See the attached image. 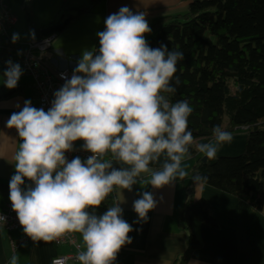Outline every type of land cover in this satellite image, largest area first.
<instances>
[{
    "label": "clouds",
    "instance_id": "1",
    "mask_svg": "<svg viewBox=\"0 0 264 264\" xmlns=\"http://www.w3.org/2000/svg\"><path fill=\"white\" fill-rule=\"evenodd\" d=\"M105 24L97 33L99 54L84 52L71 78L55 92L49 110L25 101L7 121L22 141L14 155L16 174L9 183V198L24 233L46 243L80 234V264H115L121 249L132 243L133 228L120 207L123 190L132 191L138 179L144 183L148 178L158 189L183 181L188 172L182 163L191 157L194 142L189 130L193 108L186 100L168 99L176 92L172 80L184 54L169 51L167 45L149 46L145 34L152 30L143 12L124 6ZM18 40L14 34L13 43ZM4 74L6 86L13 89L23 72L8 61ZM213 136L214 142L196 145L210 160L220 145L233 139L221 126L213 128ZM79 140L92 155L69 162L66 153ZM161 157L160 168L150 166L160 164ZM112 161L125 167L117 169ZM25 178L34 185L27 190ZM192 180L197 188L207 183L200 175ZM112 193H117L112 206L103 215L93 214ZM156 205L145 191L134 201V210L146 222ZM17 260L13 256L10 264Z\"/></svg>",
    "mask_w": 264,
    "mask_h": 264
},
{
    "label": "crops",
    "instance_id": "2",
    "mask_svg": "<svg viewBox=\"0 0 264 264\" xmlns=\"http://www.w3.org/2000/svg\"><path fill=\"white\" fill-rule=\"evenodd\" d=\"M95 0H5L14 10L17 25L10 30L9 40H0V65L7 70L8 61L18 64L26 52L27 43H13L12 36L29 34L43 28L54 26V21L61 14H68L73 9L88 6ZM98 5L90 15L74 22L62 34L57 35L49 52L53 70L74 69L82 59L85 51L95 53L100 47L98 32L106 29L105 20L113 13H118L121 7L127 6L133 13L143 12L151 26L156 20L167 16L184 13L187 3L181 0H97ZM17 10H24L27 24H21ZM30 14V16H29ZM27 18L29 22H27ZM19 27V30H16ZM15 30V32H14ZM14 32V33H13ZM7 46L3 51L1 48ZM20 46H25L21 49ZM5 71L0 68L3 84L7 93L17 91V94L0 101V183L9 184L16 174L14 155L22 142L14 128L7 127L10 116L19 112L25 101H31L38 108L36 94L31 88V80L23 74L17 87L9 89L5 81ZM246 129H240L230 143L219 152L218 157H237L244 153L246 147ZM150 165L153 168L162 166ZM196 161L186 159L182 167L188 172L183 180L177 179L172 185L155 188L147 182L133 185L132 191L123 190L122 217L133 228L129 233L132 243L126 244L119 252L123 264H176L180 260L184 264H264V207L258 212L247 203L230 195L202 185L197 188L192 180ZM147 191L154 196L156 207L149 211L147 221L140 220L134 210V201L142 198ZM115 198L117 193H113ZM192 196L193 200H204L211 208L218 223L217 229L202 224L195 225V233L202 247L189 258L186 256L188 236L178 231L176 216L182 208L185 198ZM8 197L0 193V211H4ZM76 239L84 250L82 237L76 233ZM24 236L22 230L8 232L0 228V264H10L11 258H18L17 264H51L61 255L69 254V246L58 247L53 242L31 241L26 246L13 251L11 243Z\"/></svg>",
    "mask_w": 264,
    "mask_h": 264
},
{
    "label": "trees",
    "instance_id": "3",
    "mask_svg": "<svg viewBox=\"0 0 264 264\" xmlns=\"http://www.w3.org/2000/svg\"><path fill=\"white\" fill-rule=\"evenodd\" d=\"M184 13L156 20L145 38L152 48L167 45L180 51L184 59L177 64L172 80L176 88L169 94L171 103L186 100L193 108L189 130L194 142L191 157L196 161L192 176L207 177L204 185L230 195L258 212L264 207V0H181ZM99 1L71 10L61 17L56 36L71 24L90 15ZM43 28L30 40L42 39ZM3 57V56H0ZM179 79V84L176 83ZM31 86V85H30ZM34 92V91H33ZM17 94L0 90V101ZM221 126L235 136L246 129V147L237 157H218L226 143L219 146L216 158L208 159L196 145L214 142L213 128ZM113 167H125L112 161ZM0 193L9 198V184L0 183ZM114 194L93 214L103 215L112 206ZM177 229L187 234L186 256L202 247L195 225L212 229L218 223L206 201L185 198L176 216ZM176 264H184L182 260Z\"/></svg>",
    "mask_w": 264,
    "mask_h": 264
},
{
    "label": "built area",
    "instance_id": "4",
    "mask_svg": "<svg viewBox=\"0 0 264 264\" xmlns=\"http://www.w3.org/2000/svg\"><path fill=\"white\" fill-rule=\"evenodd\" d=\"M17 25V17L14 10L5 2L0 0V40H9V33ZM55 34H50L42 39L30 40L27 44L26 52L19 59L23 75L31 80V88L36 94L38 107L43 108L45 111L49 110L52 106V101L55 99V92L62 88L67 79H70L74 71L71 69L53 70L49 56L52 49L53 41L56 39ZM3 51L8 47L5 45L1 48ZM99 54V47L95 50L94 55ZM8 68V66H7ZM34 107V104L31 103ZM92 153L84 149V141L79 140L74 142V150L66 153V158L70 162L76 157H80L82 161H86ZM32 185V182L25 178L24 188ZM34 186V185H32ZM115 197V195H114ZM0 216H4L6 220L0 221V228L13 232L22 230L23 227L19 223L17 213L13 211L10 198L6 204L4 211L0 212ZM24 232V231H23ZM33 241L29 236L24 233V236L12 242L11 247L13 251L20 249ZM58 246H69L72 251L69 254L61 255L55 258L51 264H80L77 259L79 251H82L81 245L78 243L75 234H69L59 241H53ZM115 264H123L122 255L119 253Z\"/></svg>",
    "mask_w": 264,
    "mask_h": 264
},
{
    "label": "rangeland",
    "instance_id": "5",
    "mask_svg": "<svg viewBox=\"0 0 264 264\" xmlns=\"http://www.w3.org/2000/svg\"><path fill=\"white\" fill-rule=\"evenodd\" d=\"M17 14L20 16V19H21V24H27L26 23V20H25V17H27L26 16V14H25V11L24 10H17ZM64 14H61L55 21H54V24H58L59 22H60V19H61V17L63 16ZM29 16H30V14H29ZM27 22L28 23H31V21L29 22V20H28V18H27ZM32 24V23H31ZM54 26H56V25H54ZM16 30H19V27L16 29ZM14 32H15V30H14ZM13 32V33H14ZM13 37V36H12ZM30 41V35L29 34H22V35H20L19 36V40L17 41L18 43L19 42H21V44L22 45H25V43H27L28 44V42ZM21 47V49H25V46H20ZM0 68L3 70V72L5 71V67L3 66V65H0ZM2 80H3V78H2V76H0V85L1 84H3V82H2ZM30 80V79H29ZM1 87V86H0Z\"/></svg>",
    "mask_w": 264,
    "mask_h": 264
},
{
    "label": "water",
    "instance_id": "6",
    "mask_svg": "<svg viewBox=\"0 0 264 264\" xmlns=\"http://www.w3.org/2000/svg\"><path fill=\"white\" fill-rule=\"evenodd\" d=\"M59 26L56 25V26H52L50 28H47L45 29L43 32H42V36L43 37H47L49 36L50 34L54 33L56 30H58Z\"/></svg>",
    "mask_w": 264,
    "mask_h": 264
}]
</instances>
